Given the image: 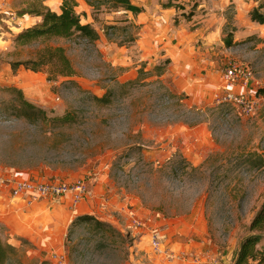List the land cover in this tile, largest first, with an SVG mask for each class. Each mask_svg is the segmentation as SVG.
I'll use <instances>...</instances> for the list:
<instances>
[{"label": "rangeland", "instance_id": "1", "mask_svg": "<svg viewBox=\"0 0 264 264\" xmlns=\"http://www.w3.org/2000/svg\"><path fill=\"white\" fill-rule=\"evenodd\" d=\"M60 1L42 0L56 12ZM75 1L96 42L17 49L13 37L39 20L18 14L30 0H0V175L87 190L76 208L62 197L5 211L0 198V240L14 249L4 264H55L59 252L65 264H234L264 202V24L250 18L264 15V0H128L139 14ZM44 47L63 48L74 76L11 70ZM231 64L251 72L246 89L222 80ZM9 88L47 117L74 121L44 126L5 112ZM107 92V104L96 99ZM233 95L252 112L220 102ZM83 215L103 228L72 224ZM178 248L185 262L164 253Z\"/></svg>", "mask_w": 264, "mask_h": 264}, {"label": "trees", "instance_id": "2", "mask_svg": "<svg viewBox=\"0 0 264 264\" xmlns=\"http://www.w3.org/2000/svg\"><path fill=\"white\" fill-rule=\"evenodd\" d=\"M106 1L111 4L112 8H122L133 14H139L141 12L140 9L132 6L128 0ZM43 2L42 0H30L28 6L18 13L19 16L30 15L39 18V23L22 30L13 37L12 43L15 48L28 47L55 38L70 39L72 37H78L90 43L98 40V33L90 25H83L81 23V17L75 11L77 7L75 0H61L59 12L50 10L43 5ZM170 7L171 5L169 4L165 5V8ZM258 9L252 10L250 18L253 22L263 25L264 15ZM224 42L227 46H231V36L227 35L224 38ZM166 63L168 61H165ZM20 67L32 73L46 71L47 78L50 81L57 80L58 78H71L75 74L70 60L61 47H44L36 52L32 60L10 64L12 71ZM8 91L12 97L3 102L4 111L18 118H22L31 124L61 126L74 121V117L69 114L49 118L43 109L28 102L22 91L13 88H9ZM110 98L111 93L107 92L102 97L96 99L99 102L107 104ZM81 221L84 223H93L98 229L103 228L102 223L95 221L92 217H86V215L76 217L72 224L74 225ZM249 230L251 234L242 240L234 264H264V246L258 247L264 232V202L252 218ZM13 250V247L0 240V264L6 263L8 257L13 254Z\"/></svg>", "mask_w": 264, "mask_h": 264}, {"label": "built area", "instance_id": "3", "mask_svg": "<svg viewBox=\"0 0 264 264\" xmlns=\"http://www.w3.org/2000/svg\"><path fill=\"white\" fill-rule=\"evenodd\" d=\"M222 74V80L226 85H234L241 89H246L252 80L251 72L239 64H231ZM220 102L240 108L243 115H248L253 110L252 104L246 102L240 95H233L229 98L224 97ZM0 188L7 190L12 199L25 202L27 205L49 199L70 197L72 207H76L87 194L83 183L72 185L40 180L15 179L5 176H0ZM148 243L152 251L161 254L160 240L155 235L151 234ZM164 253L171 257L172 260H178L181 254L179 251L177 253ZM51 259L55 264H65V256L63 254H53Z\"/></svg>", "mask_w": 264, "mask_h": 264}, {"label": "crops", "instance_id": "4", "mask_svg": "<svg viewBox=\"0 0 264 264\" xmlns=\"http://www.w3.org/2000/svg\"><path fill=\"white\" fill-rule=\"evenodd\" d=\"M37 19L39 20V18H37ZM9 177H11V176H9ZM11 178H13V177H11ZM0 198H4L6 200V201L4 200V202H1L0 201L1 202V206L5 209V211L8 210L7 208H9L8 206L6 207V205H7L8 202L11 203V204L13 203L12 205H14V206H16L17 203H19V201H17L16 199H12L10 197V195H9V193H8L7 190L1 189V188H0ZM14 203H16V204H14ZM22 203H23L22 209L24 208L25 210L29 209V207L37 206V205H40L41 204V203L40 204L35 203V204H32V205H27L25 202H22ZM66 204L68 206L72 207V205L69 203V201L66 202ZM73 208H76V207H73ZM178 251L181 253L178 261L185 262L186 258H188V252H187V250H185L183 248H178ZM59 253H61V252H59ZM54 254H56V253H54ZM52 255H53V253H51V256ZM172 262H174V261H172Z\"/></svg>", "mask_w": 264, "mask_h": 264}]
</instances>
